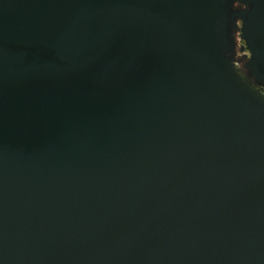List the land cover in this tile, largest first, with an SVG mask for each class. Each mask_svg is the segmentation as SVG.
I'll list each match as a JSON object with an SVG mask.
<instances>
[{
    "label": "water",
    "instance_id": "water-1",
    "mask_svg": "<svg viewBox=\"0 0 264 264\" xmlns=\"http://www.w3.org/2000/svg\"><path fill=\"white\" fill-rule=\"evenodd\" d=\"M228 1L0 0V264H264V0L259 83Z\"/></svg>",
    "mask_w": 264,
    "mask_h": 264
},
{
    "label": "flooded vegetation",
    "instance_id": "flooded-vegetation-1",
    "mask_svg": "<svg viewBox=\"0 0 264 264\" xmlns=\"http://www.w3.org/2000/svg\"><path fill=\"white\" fill-rule=\"evenodd\" d=\"M251 6V4L245 5L239 0H229L226 3L225 9L229 17V24L228 46L225 50V54L230 56L234 64H236L248 78L259 83L255 80L253 65L251 63V52L241 31L243 21L248 18V14L245 10L251 8ZM254 43L257 46L261 45V41L258 38L254 39ZM254 64L258 67V70H264V65L257 59H255Z\"/></svg>",
    "mask_w": 264,
    "mask_h": 264
}]
</instances>
